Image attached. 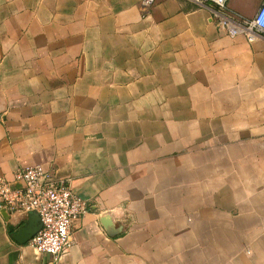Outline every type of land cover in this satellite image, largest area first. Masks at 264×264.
<instances>
[{
  "label": "crops",
  "instance_id": "0c3cea01",
  "mask_svg": "<svg viewBox=\"0 0 264 264\" xmlns=\"http://www.w3.org/2000/svg\"><path fill=\"white\" fill-rule=\"evenodd\" d=\"M140 1L0 0V179L41 165L88 203L59 264H264V37ZM2 211L0 264H55Z\"/></svg>",
  "mask_w": 264,
  "mask_h": 264
},
{
  "label": "built area",
  "instance_id": "2783aa9c",
  "mask_svg": "<svg viewBox=\"0 0 264 264\" xmlns=\"http://www.w3.org/2000/svg\"><path fill=\"white\" fill-rule=\"evenodd\" d=\"M157 0H141L140 10L148 16ZM199 6L210 4L209 20L219 33L231 38L245 37L252 43L264 37V0L257 14L244 18L232 12L229 0H192ZM20 187L0 179V210L9 214L36 215L42 228L29 242L41 254L59 264L72 244L73 224L89 212L88 203L76 195L67 181H60L41 165L28 166L15 174Z\"/></svg>",
  "mask_w": 264,
  "mask_h": 264
},
{
  "label": "water",
  "instance_id": "95a60500",
  "mask_svg": "<svg viewBox=\"0 0 264 264\" xmlns=\"http://www.w3.org/2000/svg\"><path fill=\"white\" fill-rule=\"evenodd\" d=\"M2 215L6 217L8 215V212L6 210H3ZM41 228L42 224L40 218L36 215L31 214V218H29L28 221L25 222L24 226L12 236L13 239L19 244L25 245L36 236V234L41 230ZM9 230L13 232L14 228L10 227Z\"/></svg>",
  "mask_w": 264,
  "mask_h": 264
}]
</instances>
